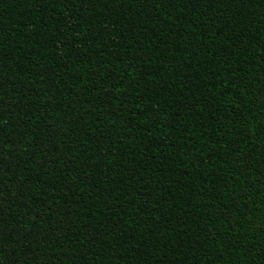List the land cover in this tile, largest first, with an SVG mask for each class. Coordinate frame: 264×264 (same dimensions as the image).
I'll return each instance as SVG.
<instances>
[{"label": "trees", "instance_id": "1", "mask_svg": "<svg viewBox=\"0 0 264 264\" xmlns=\"http://www.w3.org/2000/svg\"><path fill=\"white\" fill-rule=\"evenodd\" d=\"M0 264H264V0H0Z\"/></svg>", "mask_w": 264, "mask_h": 264}]
</instances>
